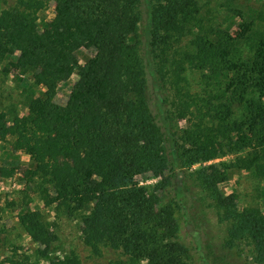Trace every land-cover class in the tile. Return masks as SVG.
Wrapping results in <instances>:
<instances>
[{
	"label": "trees",
	"instance_id": "16d2710c",
	"mask_svg": "<svg viewBox=\"0 0 264 264\" xmlns=\"http://www.w3.org/2000/svg\"><path fill=\"white\" fill-rule=\"evenodd\" d=\"M51 1L53 17L40 30L38 13ZM233 1L15 0L2 8L0 64L15 68L28 111L0 110V141L28 161L22 169L0 163V177L35 183L45 205L79 220L92 254L117 253L113 264H193L194 254L213 264L206 201L226 225L223 244L247 245L264 264V211L239 206L222 188L239 171L264 179V6ZM187 70L200 74L199 90ZM72 74L57 103L58 84ZM17 221L39 258L79 264L74 250L59 251L39 210L24 205Z\"/></svg>",
	"mask_w": 264,
	"mask_h": 264
},
{
	"label": "rangeland",
	"instance_id": "374dc122",
	"mask_svg": "<svg viewBox=\"0 0 264 264\" xmlns=\"http://www.w3.org/2000/svg\"><path fill=\"white\" fill-rule=\"evenodd\" d=\"M219 1L216 0L217 7ZM240 1L244 0H234L233 3L237 4ZM248 1L252 5L264 6V0ZM14 3L15 0H0V10ZM54 8L55 2L51 1L45 9L39 11L37 22L40 30L53 17ZM214 15L217 16L216 21H223V10L215 11L214 9ZM178 45H181V42ZM88 54L89 51L81 52L79 54L80 62H83L84 57ZM2 69L3 64H0V110L5 111L7 117H10L13 112H17L19 115L27 113L25 85L15 78L14 67L7 73ZM185 74L192 85V89L199 90L200 74L194 70H187ZM75 79L76 75L72 74L67 81L58 84L54 96L57 103H65ZM225 158L226 156L216 158L213 161ZM7 160L18 161L22 169L28 161V156L21 151H14L10 140L5 143L0 141V163L2 164ZM19 177V173L8 178L0 177V264H48L45 259L38 257L36 244L18 224L17 214L24 205L39 210L43 218L51 223V227L57 236L56 243L59 251L74 250L79 257V264H113L112 262L117 256L116 252L104 248L100 255L92 254L80 240L79 220L54 211L51 205H45L38 195L36 184L28 183L26 185L19 180ZM222 188L226 193H237L239 206L257 204L264 211V179L256 177L249 171H239L224 183ZM206 203L208 202L202 204L207 220L204 221V225L213 250L209 254L213 264L221 262L222 264H255L251 260L249 246L241 244L228 248L223 244L226 225L218 222L214 209L207 206ZM189 228V226L186 227L188 238L192 240L193 244H196L197 237ZM214 255L221 259L215 258ZM202 262L199 255L194 254L193 264H202ZM137 264H147V262L142 260Z\"/></svg>",
	"mask_w": 264,
	"mask_h": 264
}]
</instances>
